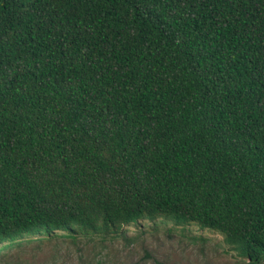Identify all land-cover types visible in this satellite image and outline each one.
Here are the masks:
<instances>
[{
  "label": "trees",
  "instance_id": "obj_1",
  "mask_svg": "<svg viewBox=\"0 0 264 264\" xmlns=\"http://www.w3.org/2000/svg\"><path fill=\"white\" fill-rule=\"evenodd\" d=\"M157 219L264 261V0H0V256Z\"/></svg>",
  "mask_w": 264,
  "mask_h": 264
},
{
  "label": "rangeland",
  "instance_id": "obj_2",
  "mask_svg": "<svg viewBox=\"0 0 264 264\" xmlns=\"http://www.w3.org/2000/svg\"><path fill=\"white\" fill-rule=\"evenodd\" d=\"M33 239L22 249L4 250L0 264H248L220 233L163 219L141 220L107 236Z\"/></svg>",
  "mask_w": 264,
  "mask_h": 264
}]
</instances>
